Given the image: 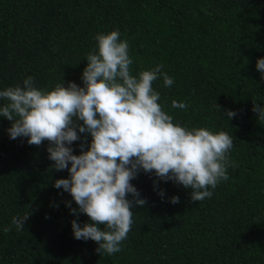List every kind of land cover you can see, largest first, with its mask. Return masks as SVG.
Instances as JSON below:
<instances>
[{
    "label": "trees",
    "instance_id": "1",
    "mask_svg": "<svg viewBox=\"0 0 264 264\" xmlns=\"http://www.w3.org/2000/svg\"><path fill=\"white\" fill-rule=\"evenodd\" d=\"M117 29L132 75L162 63L174 79L171 87L162 77L153 83L174 122L232 136L229 179L195 202L190 189L141 171L131 183L146 203L133 208L122 251L99 254L96 242L74 238L71 222L89 218L54 187L69 173L52 167L48 142L10 139L11 121L0 117V264H264V122L253 111L254 103L264 107L256 68L264 0H0V90L29 76L48 90L63 81L82 87L95 36ZM173 100L188 107L173 108ZM226 110L237 115L229 119ZM80 136L71 145L76 155L91 142ZM29 212L17 230L12 218Z\"/></svg>",
    "mask_w": 264,
    "mask_h": 264
},
{
    "label": "clouds",
    "instance_id": "2",
    "mask_svg": "<svg viewBox=\"0 0 264 264\" xmlns=\"http://www.w3.org/2000/svg\"><path fill=\"white\" fill-rule=\"evenodd\" d=\"M95 40L82 72V87L75 82L65 86L63 81L48 90L37 87L29 76L22 86L0 90V101H6L0 103V117L11 121L10 139L27 137L35 146L48 142L52 167L69 173L54 187L70 193L78 212L89 218L82 226L78 219L71 222L74 238L90 239L98 245L97 253L112 255L122 251L120 245L134 222L133 208L146 203L131 183L138 173L173 181L191 190L192 201H202L212 197L209 189L229 179L228 153L234 142L227 132L174 122L153 87L161 77L165 87L174 79L163 71L162 63L132 75L129 44L118 29L98 33ZM256 68L264 73V58L256 61ZM172 107L188 105L173 100ZM253 111L264 122V107L254 103ZM226 114L229 119L237 115L231 110ZM81 133L90 134L91 142L87 150L81 144L76 155L71 145ZM158 194L163 197V190ZM170 202L179 203V197ZM66 203L78 215L71 202ZM30 215L13 217L12 224L23 230ZM10 231L11 227L4 228Z\"/></svg>",
    "mask_w": 264,
    "mask_h": 264
}]
</instances>
